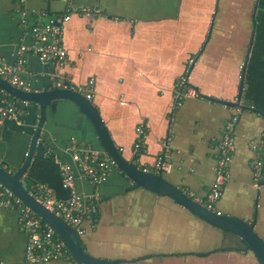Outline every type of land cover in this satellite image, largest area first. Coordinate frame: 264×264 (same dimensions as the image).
Here are the masks:
<instances>
[{"label": "crops", "instance_id": "crops-1", "mask_svg": "<svg viewBox=\"0 0 264 264\" xmlns=\"http://www.w3.org/2000/svg\"><path fill=\"white\" fill-rule=\"evenodd\" d=\"M72 4H97L104 15L75 14L65 25L64 68L29 54L23 77L37 91L54 88L59 79L80 86L86 96L91 86L90 100L124 157L132 161L137 127L144 126L148 133L141 167L154 170L168 143L171 171L163 170V175L199 201L207 199L215 181L219 142L233 108L239 107L231 178L216 210L248 221L256 217V231L264 238V0ZM65 9L63 0H0V55L5 62L16 64L20 46L32 40V27ZM249 51L242 103L236 105ZM191 58L196 62L186 74ZM185 75L200 96L187 97L175 108L177 82ZM19 106V120L0 125V164L8 170L25 162L39 120L36 105ZM73 143L106 153L92 122L72 101L62 100L48 111L24 183L29 177L34 185L45 184L67 199L70 192L62 185L58 160L46 152L50 149L65 162ZM257 157L262 160L260 176L253 165ZM133 185L118 169L98 186L78 178L80 192L100 194L99 220L81 237L91 255L124 264H260L238 236L208 224L168 196ZM27 242L19 209L0 206V264H30ZM38 264L78 263L71 258Z\"/></svg>", "mask_w": 264, "mask_h": 264}, {"label": "built area", "instance_id": "built-area-1", "mask_svg": "<svg viewBox=\"0 0 264 264\" xmlns=\"http://www.w3.org/2000/svg\"><path fill=\"white\" fill-rule=\"evenodd\" d=\"M63 1L66 2L64 12L52 16L47 22L36 23L32 27V40L30 43L20 46L16 64H7L4 57L0 55V76L15 87L26 91L34 90L31 82L23 77V65L29 54L38 57L44 63L54 64L57 69L64 68L68 60V50L64 44L65 25L75 14L90 17L104 15L101 7L97 4L75 6L72 4V0ZM23 22L27 23L28 21L24 18ZM194 61V58L189 60L186 74L190 73V67L194 64ZM177 83L175 108H179L187 97L200 96L199 90L190 84L186 75L181 77ZM55 86L82 92L80 86L61 79L55 80ZM92 92L93 88L90 86L87 89V97L89 99L93 97ZM19 102L25 105L29 104L19 100L8 101L7 98L4 101L0 100V125L4 124L6 120H19L21 112ZM240 111L239 107L233 108L232 118L227 122L219 142V160L215 181L210 189L207 201L204 203L207 208L214 211H217L216 203L223 196L224 187L231 178V165L235 155V130L240 119ZM136 131L137 138L133 148L132 162L141 167L140 157L145 150V139L148 132L147 128L142 125L138 126ZM167 147L168 143L164 145L163 151L158 156L154 170L145 167L143 169L157 173L163 170L171 171V165L166 161L168 156ZM252 147L258 148L255 142H252ZM67 153L71 157V162L56 160H58L60 165L62 185L69 190L70 196L67 199H60L51 187L41 183L32 186L29 191L40 203L76 229L80 236H83L87 233L88 226H95L99 220L101 210L99 204L100 194L98 191L91 195L80 192L77 186L78 178L90 181L98 186L107 181L118 167L108 154L92 146H80L73 143L68 147ZM46 155H51L50 149H48ZM253 165L257 176H260L262 170L260 157L255 158ZM0 206L19 209L20 224L28 236L26 259L30 264L72 258L65 242L57 234L56 229L46 223L28 205L3 185H0Z\"/></svg>", "mask_w": 264, "mask_h": 264}, {"label": "water", "instance_id": "water-1", "mask_svg": "<svg viewBox=\"0 0 264 264\" xmlns=\"http://www.w3.org/2000/svg\"><path fill=\"white\" fill-rule=\"evenodd\" d=\"M254 22L256 23V18H254ZM250 53L251 51H249L243 66L240 81L239 100L236 102V105H240L242 103L241 99L245 89L246 69L250 59ZM189 60L190 59H188L187 64ZM194 60L195 64L196 58H194ZM6 95H12L19 101L36 105L39 110V120L37 126L35 127L25 162L19 168L13 170H8L3 164H0V184L11 190L46 223L56 229L57 233L65 242L69 252L78 264L124 263L117 260L98 258L88 253L83 247L82 236H80L78 231L72 228L56 213L48 209L34 196H32L24 183V177L26 176L35 156L37 145L47 120L48 111L50 109L56 110L59 102L62 100L72 101L78 107L79 112L85 115L92 122L106 153L114 160L117 167L127 176L129 180L132 181L134 185H136L137 188L141 187L147 189L160 196H168L208 224L222 229L226 233L238 236L242 243L247 245L249 249L253 251L260 264H264V238L256 231V217L252 221H248L247 219L241 217L218 213L217 211L209 209L204 205V203L195 199L179 186L166 179L162 172L157 173L153 171H146L142 167L124 157L112 139L98 108L80 91L56 86L52 89L43 91H26L15 87L0 76V98H4ZM210 99L223 102L214 98ZM260 185L263 186L264 182Z\"/></svg>", "mask_w": 264, "mask_h": 264}, {"label": "trees", "instance_id": "trees-1", "mask_svg": "<svg viewBox=\"0 0 264 264\" xmlns=\"http://www.w3.org/2000/svg\"><path fill=\"white\" fill-rule=\"evenodd\" d=\"M7 100L8 101H16L17 99L16 98H14L12 95H7ZM48 158H50V159H52V160H56V158H55V153H51V155H49L48 156ZM65 158H67V159H65V161H70L71 162V157L69 156V155H66V157ZM118 170H120L119 168H117ZM121 171V170H120ZM122 172V171H121ZM123 173V172H122ZM124 174V173H123ZM26 182H25V185H26V187L30 190L31 189V187L32 186H34V184L35 183H32V180L29 178V177H26V180H25ZM1 185V184H0ZM133 187H136V185H133ZM206 201H207V199H204V200H202L201 202L202 203H206ZM44 222V221H43ZM57 232V231H56ZM58 234V233H57ZM59 235V234H58ZM244 246V248L245 249H249V247L247 246V245H243ZM84 247V246H83ZM72 259H74L73 258V256H72Z\"/></svg>", "mask_w": 264, "mask_h": 264}, {"label": "rangeland", "instance_id": "rangeland-1", "mask_svg": "<svg viewBox=\"0 0 264 264\" xmlns=\"http://www.w3.org/2000/svg\"><path fill=\"white\" fill-rule=\"evenodd\" d=\"M100 204V203H99ZM189 250H192V249H189ZM188 249L186 250L187 252L189 251Z\"/></svg>", "mask_w": 264, "mask_h": 264}]
</instances>
